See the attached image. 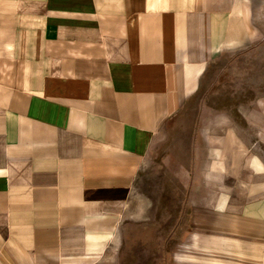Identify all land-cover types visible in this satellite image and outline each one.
<instances>
[{
    "label": "crops",
    "instance_id": "0c3cea01",
    "mask_svg": "<svg viewBox=\"0 0 264 264\" xmlns=\"http://www.w3.org/2000/svg\"><path fill=\"white\" fill-rule=\"evenodd\" d=\"M258 2L0 0V264L106 250L205 66L254 45ZM249 115L205 149L174 264H264V102Z\"/></svg>",
    "mask_w": 264,
    "mask_h": 264
},
{
    "label": "rangeland",
    "instance_id": "374dc122",
    "mask_svg": "<svg viewBox=\"0 0 264 264\" xmlns=\"http://www.w3.org/2000/svg\"><path fill=\"white\" fill-rule=\"evenodd\" d=\"M259 4L254 45L226 51L205 66L196 90L162 129L143 164L119 233L103 253L81 264H174L187 229L190 189L207 162L205 149L227 128L246 134L247 115L264 102V5ZM187 79L190 91L193 69Z\"/></svg>",
    "mask_w": 264,
    "mask_h": 264
}]
</instances>
